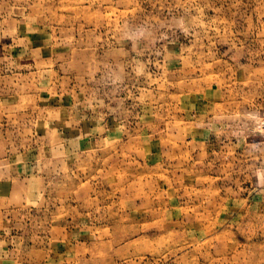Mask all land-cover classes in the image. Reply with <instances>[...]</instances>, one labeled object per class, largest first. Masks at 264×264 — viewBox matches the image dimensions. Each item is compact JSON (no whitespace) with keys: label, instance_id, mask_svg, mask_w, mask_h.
I'll list each match as a JSON object with an SVG mask.
<instances>
[{"label":"rangeland","instance_id":"rangeland-1","mask_svg":"<svg viewBox=\"0 0 264 264\" xmlns=\"http://www.w3.org/2000/svg\"><path fill=\"white\" fill-rule=\"evenodd\" d=\"M0 264H264V0H0Z\"/></svg>","mask_w":264,"mask_h":264}]
</instances>
